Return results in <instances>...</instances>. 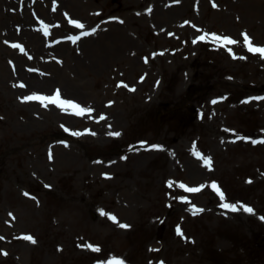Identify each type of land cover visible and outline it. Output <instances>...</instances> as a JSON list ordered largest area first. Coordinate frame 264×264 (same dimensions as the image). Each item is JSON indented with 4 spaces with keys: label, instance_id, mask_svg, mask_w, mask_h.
<instances>
[{
    "label": "rangeland",
    "instance_id": "1",
    "mask_svg": "<svg viewBox=\"0 0 264 264\" xmlns=\"http://www.w3.org/2000/svg\"><path fill=\"white\" fill-rule=\"evenodd\" d=\"M243 33L264 47V0H0V264H264V56ZM18 55L79 78L103 131L23 100ZM212 182L255 214L222 208Z\"/></svg>",
    "mask_w": 264,
    "mask_h": 264
},
{
    "label": "bare ground",
    "instance_id": "2",
    "mask_svg": "<svg viewBox=\"0 0 264 264\" xmlns=\"http://www.w3.org/2000/svg\"><path fill=\"white\" fill-rule=\"evenodd\" d=\"M113 30L114 31L110 33L112 35L110 34L108 35V39L113 40V39H118L120 37L118 52H122L124 50L120 48L132 47L134 45L133 41H131V39L127 38L124 35V32H123L124 30H122L121 27L114 26ZM23 38L26 39L24 40L26 44L29 42L32 43L36 39L35 49H37L38 51L33 49L36 54L41 55V53L44 54L47 52L48 49H42L41 47L37 46L38 38H39L37 34L33 33L31 36L24 35ZM94 44L95 43H92L91 46H89L88 48L86 47L85 52H84V56H87V57L89 56L92 59V61L100 60L103 57L102 55L95 53L97 50L100 49V47L95 46ZM20 56L18 55L15 57L16 58L15 62H16V67H17L16 68L17 71L15 75H17V77L19 78L18 80L14 81V86L17 85L16 90L18 91L20 95H23V96L24 94L31 95L34 91L35 93L40 94V95H53L55 93V90L59 89L62 99L72 100L74 103L80 105L83 108L91 109L92 111L85 112L83 115L84 116L92 115V117L97 118L96 121H90L92 129L94 131H97V130L101 132L103 131L104 127H106L104 124V120H106L109 116H106V115L103 116V111L99 109V107L101 106L99 103L93 104L90 102H85V104H83L84 102L81 99V94H83V89H82L83 83L80 82L79 78L74 77V74H72L73 77L71 76V79L69 80L65 78L64 75L61 73V71H63L64 69L62 70L57 67L56 68L57 70H56L54 68L56 66H52L51 64L48 65L47 67V69L51 70V72L50 71L48 72L45 68L41 67V71L39 74H35L33 72L29 73L27 72L29 68L26 69L25 67L26 63L23 61L24 57L22 55ZM22 76L24 77V80L21 79ZM60 77L65 82L62 88L56 87L57 85L54 86V83L57 82V78H60ZM101 116H103L104 118L101 119Z\"/></svg>",
    "mask_w": 264,
    "mask_h": 264
},
{
    "label": "snow or ice",
    "instance_id": "3",
    "mask_svg": "<svg viewBox=\"0 0 264 264\" xmlns=\"http://www.w3.org/2000/svg\"><path fill=\"white\" fill-rule=\"evenodd\" d=\"M214 6H216V5L214 4ZM71 23L76 25L78 28H83L84 27V25L81 24L80 21H78V20H71ZM185 23H188V21H185ZM193 27H195V25H193ZM95 31H96V29L93 28L92 32H95ZM45 34L47 35V33H45ZM242 35L244 36L245 42H247L246 46H247V48H248V50L250 52L259 53L260 55L264 56V47L254 46L252 43H250L249 42L250 41V37L248 36L247 33H243ZM206 36H207V34L205 36H200L199 39L200 40H205ZM211 36H212L213 39L218 40V41H223V42L231 43V44H236L237 43V41L232 39L230 36H222L221 37V36H218L216 33H211ZM79 38L80 37H78V36L70 37V39L73 40V41H76ZM13 46L14 47H19V45H13ZM21 50H23L22 47H21ZM229 51L231 52L232 49L230 48ZM233 55L235 56V53H233ZM121 83H123V82L121 81ZM255 99H262V98L256 97ZM23 100H25V101L38 100L45 107H47V103L46 102H50V103H52L54 105H58L60 108L64 109L65 111H67V107L66 106H71L75 110V114L76 115H83L85 112L92 111L91 109H86V108L81 107L80 105L74 103L72 100L62 99L59 89H56L55 93L53 95H40V94H37V93H32L31 95L24 96ZM216 102H217L216 100L212 101V103H214V104ZM103 118L104 117L101 116V119H103ZM65 131H71V134L74 135V136H79L80 135V132L72 131L71 129H68L66 127H65ZM110 135L119 136V135H121V133L120 132H111ZM244 139H250V138L249 137H244ZM252 142L253 143H257L256 140H253ZM259 142H264V140H261ZM142 143H145V142H142ZM152 147L153 148H161L162 146L161 145H152ZM49 158L50 159L52 158L51 154H50ZM201 158L203 159V157H201ZM210 161H211V158L209 157L207 159V161H206L208 163L209 167L211 166ZM105 175H107V174H105ZM48 187H51V186L49 185ZM181 187L182 188H186V190L188 192H190V193H196V192H199L204 186L200 185L199 187H188L185 184H181ZM212 188L217 193V195L219 196L220 200L223 202L220 206L222 208H224L225 210L231 211V212H238V211H240L242 209L244 212H246L248 214H255V210L251 206H249L247 204L238 205L236 203L227 202V198H226L225 192L222 191L221 188L215 182H212ZM25 195H29V194L25 193ZM181 199L182 200H186L185 197H181ZM193 208H195V205H193ZM199 211H203V209H199ZM101 212L104 215H109L112 220H114V221L116 220L115 216H111L109 213H104L103 210H101ZM10 215H11V213H10ZM260 219L264 220V216H261ZM121 226L124 227V228L130 227L127 224H123ZM177 232L179 234H181V235L183 234L181 232V229L179 228V226L177 227ZM25 238L28 239V240H31L32 242H35L34 238L32 236H30V235L26 236ZM87 247L92 248V250L97 251V252L100 250L98 246L88 245ZM101 264H124V262L122 260H116L115 258H113V260L108 261V262H101ZM160 264H164V262L161 261Z\"/></svg>",
    "mask_w": 264,
    "mask_h": 264
}]
</instances>
